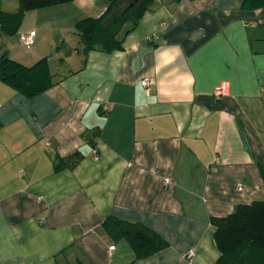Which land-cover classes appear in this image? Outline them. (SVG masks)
I'll use <instances>...</instances> for the list:
<instances>
[{
  "label": "crops",
  "instance_id": "0c3cea01",
  "mask_svg": "<svg viewBox=\"0 0 264 264\" xmlns=\"http://www.w3.org/2000/svg\"><path fill=\"white\" fill-rule=\"evenodd\" d=\"M107 2L31 9L0 32V55L66 66L33 95L0 80V264H213L211 216L264 200V0H155L120 49L84 55L75 23ZM49 20L67 28L47 42ZM111 215L168 244L136 256Z\"/></svg>",
  "mask_w": 264,
  "mask_h": 264
},
{
  "label": "trees",
  "instance_id": "16d2710c",
  "mask_svg": "<svg viewBox=\"0 0 264 264\" xmlns=\"http://www.w3.org/2000/svg\"><path fill=\"white\" fill-rule=\"evenodd\" d=\"M72 0H19L16 10L2 8L0 0V32H17L26 11ZM155 0H108L104 11L97 16H85L75 23L83 54L93 48L115 50L122 47L125 35L139 22ZM47 56L25 65L4 53L0 55V80L17 91L33 95L53 83ZM79 151L60 156L55 168L73 166ZM213 238L219 257L213 264H264V200L238 203L225 215L211 216ZM114 237L124 236L135 251L143 256L166 246L167 241L153 228L140 221L108 216L104 221Z\"/></svg>",
  "mask_w": 264,
  "mask_h": 264
},
{
  "label": "rangeland",
  "instance_id": "374dc122",
  "mask_svg": "<svg viewBox=\"0 0 264 264\" xmlns=\"http://www.w3.org/2000/svg\"><path fill=\"white\" fill-rule=\"evenodd\" d=\"M46 28L48 29L49 35L46 36V41L49 42L50 38L52 36H54L55 40H58V37L60 36V34H62L61 29H66L67 25H65L66 23H61V22H54V21H47L46 23ZM58 43H54V44H59ZM54 51H56V47L55 49L53 48V53ZM50 70L53 73L52 74V79H56L58 78L59 74H62L63 72H65L66 70V66L61 64L58 60L56 61V58H51V64H50Z\"/></svg>",
  "mask_w": 264,
  "mask_h": 264
},
{
  "label": "built area",
  "instance_id": "2783aa9c",
  "mask_svg": "<svg viewBox=\"0 0 264 264\" xmlns=\"http://www.w3.org/2000/svg\"><path fill=\"white\" fill-rule=\"evenodd\" d=\"M34 37H35V30H30L28 32H21L19 34V38H20V41L26 46V47H30L34 41ZM141 82L142 84H144L145 86H148L150 85V83L153 82L152 78L150 77H143L141 79ZM227 90H226V84L224 82L222 83H219L218 85H216V87L214 88L213 90V93L216 95V96H219L221 94H224L226 93ZM167 180V178L165 179ZM238 188H241L240 186ZM114 247V245H110L109 248L110 250ZM193 253V250L190 249L188 252H187V255H191Z\"/></svg>",
  "mask_w": 264,
  "mask_h": 264
}]
</instances>
